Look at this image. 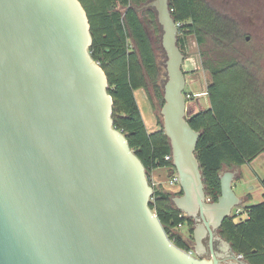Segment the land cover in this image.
Segmentation results:
<instances>
[{
    "label": "water",
    "instance_id": "water-1",
    "mask_svg": "<svg viewBox=\"0 0 264 264\" xmlns=\"http://www.w3.org/2000/svg\"><path fill=\"white\" fill-rule=\"evenodd\" d=\"M167 80L161 109L195 255L179 248L150 207L154 189L113 121L108 77L90 54L79 0H0V264H223L203 258L242 205L236 172L208 199L185 98V56L170 0H153ZM214 254V253H213ZM223 256V255H222ZM227 264L238 261L233 251Z\"/></svg>",
    "mask_w": 264,
    "mask_h": 264
},
{
    "label": "trees",
    "instance_id": "trees-1",
    "mask_svg": "<svg viewBox=\"0 0 264 264\" xmlns=\"http://www.w3.org/2000/svg\"><path fill=\"white\" fill-rule=\"evenodd\" d=\"M87 12L93 45L92 58L108 77V92L114 101L113 121L127 138L131 149L144 164L148 179L160 167L174 168L166 157L172 155L169 138L161 119L159 129L150 132L144 122L135 91L151 84L164 104L162 74L145 24L158 32L157 13L146 6L153 0H79ZM173 18L179 27V47L184 52L185 36L196 38L199 46L210 45L204 52L205 70L212 77L208 89L210 106L188 118L191 127L202 132L196 150L208 199L216 202L221 195L220 176L224 169L250 164L264 153V117L255 125L252 116L253 76L236 58V23L219 15L204 0H170ZM139 10H144L140 15ZM162 29V28H161ZM186 94V93H185ZM150 202L171 240L189 252L195 222L173 204L178 193L155 186ZM246 217L227 218L221 236L242 254L250 264H264V200L247 206ZM190 228L184 238L177 228ZM184 246H187L186 249Z\"/></svg>",
    "mask_w": 264,
    "mask_h": 264
},
{
    "label": "rangeland",
    "instance_id": "rangeland-1",
    "mask_svg": "<svg viewBox=\"0 0 264 264\" xmlns=\"http://www.w3.org/2000/svg\"><path fill=\"white\" fill-rule=\"evenodd\" d=\"M140 15L144 18L146 16L143 15L144 10H139ZM246 13V17L248 16ZM247 20L244 24V29H240L241 25L239 26L240 32L239 34H243L242 38L237 42V52L240 54V51L244 52L243 55H238L242 59V62L249 66L250 65V58L249 52L252 49L253 43L248 42L245 37L250 35L252 32L251 24ZM148 34L152 40L153 48L157 56V63L159 66L160 73L162 77L160 79V83L163 87V94H164V85L167 80V72H166V61L167 57L165 51L162 47V35L163 31L160 27L158 32L154 31L153 28L145 24ZM185 51L183 52L185 56L183 70L186 74L187 78V86H186V93L191 94L190 100L187 102V108L190 116L195 115L201 111H205L210 106L209 97L207 95L208 92V85L211 82L210 73L205 70L203 66V53L207 51L206 46H199L196 38L191 35L185 36ZM182 51V50H181ZM238 58V59H240ZM200 94L199 96H197ZM135 96L141 110L144 122L149 130L154 129V126L158 124L159 118L163 122V118L161 116V103L159 102L156 91L153 86L150 84L148 89H140L135 91ZM236 172V177L234 179L233 188L235 193L240 198H247L250 199V202H246V204H242L239 210H244L246 207L245 205L256 204L262 200V191L259 188L260 180L264 178V155H260L257 159H255L249 165H244L242 167H235L232 169H224L222 172ZM170 175L171 169L170 167H160L156 170L152 171L149 176V181L155 186H162L164 191L166 192H173L180 188V184L171 185L170 183ZM180 191V190H179ZM178 193V192H173ZM236 210L233 211L234 212ZM195 228V225L193 226ZM190 228L183 227L178 232L187 239L189 237ZM191 244V243H190ZM192 245V244H191Z\"/></svg>",
    "mask_w": 264,
    "mask_h": 264
},
{
    "label": "flooded vegetation",
    "instance_id": "flooded-vegetation-1",
    "mask_svg": "<svg viewBox=\"0 0 264 264\" xmlns=\"http://www.w3.org/2000/svg\"><path fill=\"white\" fill-rule=\"evenodd\" d=\"M204 1L209 7H212L213 9H215V11L219 15L223 16L225 19H228L236 23V25L238 26L237 31H236V41L238 43H239V40L243 36V34H239L240 29H244V24L247 20H249L248 22L251 24L252 32H250V35L246 36L245 39L248 42H252L253 46L249 52L250 53L249 54L250 65L249 66L246 65V66L249 68L250 73L252 74L254 78L253 80V96L254 97L252 101L251 110H252V116L254 119V123L256 125L258 118L264 117V0H204ZM247 12L249 13H248V16L246 17ZM239 26L241 27L240 29H239ZM205 46L207 49L206 52L208 53L210 49V45L208 44V42L205 43ZM241 53L243 55L245 54L244 52L240 51V54L238 53V55L239 56L242 55ZM238 55L236 54L235 57L240 58ZM205 58L208 59V56L206 55ZM242 59L243 58H240L239 60L242 61ZM211 81H212V77H211ZM211 84L212 82L209 83L208 89L210 88ZM207 95H208V92H207ZM260 155H264V153ZM259 188L262 191V194H261L262 200L256 204L245 205V207L254 206V205H257L263 202L264 200V178L260 180ZM241 199L243 202L242 204L244 203L246 204V202H250V199H247V198H241ZM236 209L237 208H235L234 210ZM245 209L242 211L240 210V213L237 215L238 220L246 217ZM234 215L236 214L234 213ZM186 226H187V223H186ZM218 236H220L222 240L228 242L226 239H224L221 236L220 231L218 232ZM190 242L192 244L190 251L192 252L194 256H196L194 237L192 240L190 239ZM210 243H211L210 237L207 236L206 239L204 240V245L206 247V251L203 255L204 259L213 260L215 256L217 259L222 260L223 264H227L230 262V259L228 258L229 256L232 255L233 251L236 253V256L238 255V253L234 250L233 246L229 242L228 243L231 245V249L227 248L225 244L222 243L221 241L215 240L213 242L214 247L212 250ZM184 247L188 249L187 246H184ZM238 261H244V262L249 263V261L245 257H244V260H238Z\"/></svg>",
    "mask_w": 264,
    "mask_h": 264
},
{
    "label": "built area",
    "instance_id": "built-area-1",
    "mask_svg": "<svg viewBox=\"0 0 264 264\" xmlns=\"http://www.w3.org/2000/svg\"><path fill=\"white\" fill-rule=\"evenodd\" d=\"M200 94H198L197 96H199ZM192 96H191V94H188V93H186L185 94V98H186V101L188 102V100H190V99H192L191 98ZM166 160L167 161H172L173 160V158H172V155L171 156H167L166 157ZM171 169V175H170V183H171V185H177V184H179V179H178V176H177V174L174 172V168H170ZM236 215H238L239 213H240V210H239V208H237L236 209V211L234 212ZM183 228V224H180L179 225V227L177 228V232L180 230V229H182ZM189 253H191L192 254V252L191 251H189ZM237 258H238V260H244V256L242 255V254H238L237 255Z\"/></svg>",
    "mask_w": 264,
    "mask_h": 264
},
{
    "label": "crops",
    "instance_id": "crops-1",
    "mask_svg": "<svg viewBox=\"0 0 264 264\" xmlns=\"http://www.w3.org/2000/svg\"><path fill=\"white\" fill-rule=\"evenodd\" d=\"M159 129V127H158V124H156L155 126H154V129H152V130H149L150 132H153V131H156V130H158ZM179 190H180V188L178 189V190H175V191H173V192H179Z\"/></svg>",
    "mask_w": 264,
    "mask_h": 264
}]
</instances>
